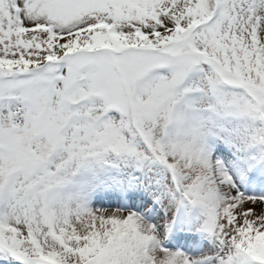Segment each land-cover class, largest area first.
Returning <instances> with one entry per match:
<instances>
[{"label": "snow or ice", "instance_id": "6c2138e0", "mask_svg": "<svg viewBox=\"0 0 264 264\" xmlns=\"http://www.w3.org/2000/svg\"><path fill=\"white\" fill-rule=\"evenodd\" d=\"M0 264H264V0H0Z\"/></svg>", "mask_w": 264, "mask_h": 264}]
</instances>
